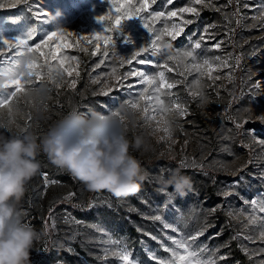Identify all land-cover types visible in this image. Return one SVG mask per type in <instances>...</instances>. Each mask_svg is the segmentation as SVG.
<instances>
[{"label":"rangeland","instance_id":"rangeland-1","mask_svg":"<svg viewBox=\"0 0 264 264\" xmlns=\"http://www.w3.org/2000/svg\"><path fill=\"white\" fill-rule=\"evenodd\" d=\"M214 2L217 5H224L226 0H214ZM244 3H248L253 7L245 9L243 8ZM132 4L137 5V0H132ZM240 4L242 13L245 16L252 17L259 15L255 9L264 5V0H240ZM185 6H187V0H172L171 4L166 3V0H155V3L150 2L147 12H141L136 15V18L125 21L122 13L129 6L123 3V0H0V37L9 39L22 37L27 31L33 30L34 39L29 43L34 45L39 42L45 32L57 31L58 34H62L61 42L66 45L59 51L53 48V51H57V60L49 57L45 61L44 57H38L36 63L39 67L35 71L40 73L39 77H31V83L24 85L25 91L17 93L8 105L0 108V132L20 135L30 131L38 137H42L50 128L61 121V131L68 139H74L85 128L90 133L95 134L110 131L112 127L111 119H119L114 114L116 112L121 114L120 107L122 105L126 106L125 102L142 90V86L138 83V78L129 77L128 80H124L119 86L113 87L105 95L103 94L106 91L104 80L107 79L110 83H116L110 78L113 67L117 68L121 74L132 68L149 74L160 71L161 69L154 68L151 63L137 64L133 62L131 65H121L120 62L124 59H130L139 47H144L149 43L153 33H149L143 27L145 23H148L154 31L162 27L160 21L152 20L154 12L171 11ZM235 8L236 5L233 4L227 8V12L231 13L235 11ZM37 9L41 10L42 13H48L51 20L48 23L39 24L33 18L34 11ZM57 11L60 13L59 16L56 15ZM130 14L135 15L134 13ZM99 15L108 17L104 22L105 27L114 26V20L112 19L114 16L121 15L122 18L120 32L109 31L105 33L106 35H112L116 41L114 49H109L110 55L107 58L100 54L91 55L93 49L90 45L87 46L88 51H81V47L84 45L79 43L85 37L93 39V31L101 30V25L96 21V17ZM184 16L188 19H194L195 22L185 26L183 33L175 41L165 37V40L172 44V53L177 50L188 49L192 42L199 40L200 35L204 34L203 29L206 25L215 23L218 27L210 30L216 33L215 39L206 37L202 42V48L196 51L202 58L230 57L229 62L233 67L220 68L218 71L213 72V75L221 77L213 83L208 80L207 74L199 77L198 73L189 72L182 66L177 67L176 64L169 61V67L174 69L172 72L164 69L169 82L183 81V83H177L173 89H164L163 91L174 93L175 95L171 99L179 96L180 102L187 106L189 114L179 118L178 127L173 133L175 143H171L160 139L164 135L163 132L153 134L152 130L157 126L156 121L161 117L157 114L156 120L145 119L146 115H153L151 108L147 113L144 112L146 101H140L139 107L132 111L126 106L133 121L131 125L127 121L124 122L129 136L143 135L153 146V151L148 154L141 155L139 152H132V154L140 159L142 167L149 174L148 179L145 181L158 182L161 177L167 178L173 170L181 167L179 161L184 155L188 157L189 161L195 158L197 163L204 166L203 169L191 166L185 169H191L195 173H200L206 177L205 172L207 173V166L209 165L205 163L206 157H209V163L212 157L209 150L210 141L203 139L206 143L202 145V148H197L199 142H197L196 137L200 133L204 134L209 129L204 130L205 127L201 125L199 115L195 118L194 111L204 113V121L208 119L212 132L216 131L218 139L225 141L229 148L228 158L232 170H223L227 173V177L222 179L218 186L219 199L222 204L226 205L223 209H226L227 213L230 210L243 209L245 215L241 216L239 221L235 220L239 226V231L258 237L260 229L248 223L247 214L251 211V207L243 204L242 201L256 200L264 203V194L248 199L246 193L238 191L236 187L240 173L249 163L254 165L257 171L255 177L264 180V149H261L259 144L255 142L263 139L262 135L264 133V122L259 119V117L264 116V25L258 19H247L242 21L240 25H237L233 20L229 26L231 29L229 38L225 35L229 28L225 27V21L220 13L204 9L198 18L189 14H184ZM172 21L178 23L179 19L172 17L169 23ZM36 33H39V35H36ZM218 41H225V43L221 45L220 49H215L213 45ZM5 55L11 56V53H5ZM141 58L160 63L166 60L165 55L150 56L144 54ZM58 61H61V63L58 64ZM98 64L99 67H97ZM50 67L53 71L58 67L69 68L72 75L68 76L67 72H64L63 79L54 83L49 79ZM77 71L79 72L78 76L76 75ZM182 71L184 72L183 76L180 75ZM197 78L202 79L206 84L204 88L206 100L204 103H201L198 98L193 99L189 95L190 91L195 90L192 87V82ZM239 79L241 81H237ZM71 81H75L74 86L70 83ZM129 85H132V87L130 88ZM39 89H45V91L41 94L31 91ZM11 91H13L12 88L0 89V96H6ZM240 97H248L246 105L251 107L250 111L258 113L256 119L248 121L246 116L243 120L240 118L249 115L248 112L245 114L239 107H236ZM165 99L169 98L166 97ZM89 107L91 109L101 107L106 111H98L90 115L85 113ZM9 108H11V112ZM75 118L86 119L82 124L76 126L71 124L74 123ZM235 121L242 122V128L239 131L234 126ZM229 130H231V133H229ZM228 135H231L232 138L225 139ZM186 140L188 143L182 152L181 149ZM241 142L250 145V147L242 146ZM213 147H215L214 143ZM221 152V150H218L214 152L213 156H217ZM38 159L41 163L40 173L46 172L48 179L57 183L49 184L45 190L40 173L29 182L20 205L22 219L38 231L45 230L44 222L51 212L56 226L54 230L46 232V235L35 243L30 255V264H65L64 262H51L48 255L53 249H63L62 246L71 245L70 243L74 241L73 238L80 231H85L91 237L86 238V240L93 243L94 250H90L89 255L97 261L94 264H118L117 259L111 255L109 249L114 251L118 247L114 242H120L119 246H121L122 235L134 247V249H127L134 260L139 261L140 264H155V261L149 259L148 251L150 250L157 256L158 247L160 246L157 241L146 238L137 240V236L130 238L127 231H122L110 223L103 221L102 224L95 223L92 225L86 224L78 218V212L88 211L91 207L102 208L112 203L119 205L123 200L125 203H130L134 199L132 196H135V194L116 197L108 190L90 191L82 182L52 165L43 153ZM217 163L218 161H213V164L216 165ZM145 181L141 188L144 186ZM192 191L189 192L193 193ZM225 191L233 192L235 195L225 199L220 194ZM68 193H74L75 195L70 200L65 201L63 197ZM205 200H208V198L206 197ZM146 215V213L141 214L144 218H147ZM206 215L207 220L211 219L212 214L210 211L207 210ZM259 216H264V213H260ZM66 218H69L67 223L65 222ZM177 219L172 218L169 223L177 227ZM85 225L87 226L85 227ZM207 226L204 235L196 241V246H205L210 250L208 254H211V250L219 248L218 255L228 257L226 260L220 261V264H240L233 259L230 242L222 237L221 231H217L214 234L215 237L213 235L214 238H212L210 234L213 232L214 226L212 223ZM168 235H172V232ZM241 244L250 249L264 247V244H261L258 239L256 243L240 239L238 240V246L240 247ZM52 246H56V248ZM136 246L137 248H135ZM105 253H109V255L105 256ZM168 256L169 254L166 258Z\"/></svg>","mask_w":264,"mask_h":264},{"label":"snow or ice","instance_id":"snow-or-ice-1","mask_svg":"<svg viewBox=\"0 0 264 264\" xmlns=\"http://www.w3.org/2000/svg\"><path fill=\"white\" fill-rule=\"evenodd\" d=\"M151 3H155V0H137V5L132 4V0H123V3L127 4L129 7H126L122 13L123 20L127 21L132 18H136L141 12H147ZM166 3L171 4L172 0H166ZM233 4L236 5L235 11L229 13L227 12V8L231 7ZM199 6V7H198ZM253 6L244 3L243 8L249 9ZM208 9L220 13L222 15L223 20L225 21V27L229 28V31L225 32V35L230 38L231 29L230 25L235 21L237 25H240L242 21L247 19L260 20L262 25H264V5H261L258 9H255L259 15L248 17L245 16L241 11L240 0H226L224 5H217L214 0H187V6L180 7L171 11H158L152 14L153 21H160L162 27L153 30L152 27L149 26L148 23L143 25L144 28L148 30L149 33H153L150 37L149 43L144 47H139L138 50L131 56L130 59H124L120 63L131 65L133 62L137 64H145L151 63L154 68L161 69L158 72L154 73H146L145 71H139L135 68H132L124 73H119L117 68L113 67L111 69L110 78L114 80L116 83H110L109 80H104V88L106 91L103 94L107 95L113 87L119 86L124 80H128L129 77L138 78V83L142 86V90L137 92L135 96L126 101L125 104L128 106L129 110H135L139 107L140 101H146L144 106V112L147 113L149 108H151L153 115L145 116L146 120H156V115L158 114L161 118L156 121L157 126L152 130L153 134L157 132H163L164 135L160 137L161 140L170 141L171 143H175L173 139V133L178 127L179 118H183L188 115V108L185 104L180 102L179 96H176L175 99H171L175 94L171 91H163L164 89L171 90L173 89L177 83H183V81H175L169 82L166 77V73L164 69L168 72L174 71L172 67H169V61L173 62L177 65V67L182 66L187 69L189 72H196L199 74V77H203L207 74L208 80L213 83L221 77L219 75H213V72L218 71L220 68H232L233 65L230 64L229 58L222 57H200L199 53L196 50H200L202 48V42L207 37L208 39H215L216 33L211 32V29H215L218 27L217 24L212 23L208 24L204 27L202 35H200L199 40L192 42L188 49L177 50L175 53L166 54L163 52L161 48V43L165 41V37L170 38L171 41H175L178 36H180L184 27L188 24L194 23V19L185 18L184 14H189L192 17L198 18L202 10ZM130 13H134L130 14ZM177 17L179 22L172 21L169 23L170 18ZM39 24L48 23L51 18L48 13H42L41 10L37 9L34 11L33 17ZM108 19L105 15H99L96 17L97 23L101 25V30L93 31V39H88L85 37L79 43L84 45L81 47V51H88V45L91 46L93 51H91V55L100 54L103 57L107 58L110 55L109 49L115 47L116 41L112 35H106L105 33L111 31L118 33L121 30L122 18L121 15H116L112 19L114 20V26H104V22ZM206 34V35H205ZM39 35V33H36ZM34 39V31L29 30L24 36H18L16 38H4L0 37V77L12 74L14 72H20L19 61L21 58L27 56L29 58V62L27 65V74L26 76L22 73L18 75L15 79H12L9 84H7L6 88H12L11 91L6 96H0V108L5 107L9 104L13 97H16L17 93L24 92L25 84L31 83V77L36 76L39 77L40 73L36 72L35 69L39 67L36 63L38 57H44L45 61L47 58L51 57L53 60H57V51L64 48L66 45L62 43V34H58L57 31H48L45 32L39 42L34 45H30V41ZM225 41L216 42L213 47L215 49H220L221 45L224 44ZM55 48L57 51H53ZM47 49V51H45ZM5 53H11V56L5 55ZM144 54H148L150 56L157 55H165L166 60L163 63L158 61H150L144 58H141ZM62 55V53H61ZM74 59V58H69ZM61 61H58V64ZM100 65L98 64L97 67ZM70 67V65H69ZM64 72H67L68 76H71L72 73L69 71V68L66 67H58L55 71L50 67L49 69V79H51L54 83L63 79ZM76 75H79L77 71ZM180 75L183 76L184 72H180ZM28 78V79H26ZM230 78V73H229ZM100 82V81H96ZM73 86L75 81L70 82ZM131 88L132 85H129ZM192 87L195 89L189 92V95L193 99H199L201 103H204L206 100V94L204 92V88L206 87L205 82L197 78L192 82ZM259 87V85H257ZM37 92V94H41L45 89L39 90H31ZM147 94V95H146ZM169 99H165V98ZM11 112V108H9ZM115 116L122 119L121 114L116 112ZM259 119L264 122V116L259 117ZM234 126L239 131L242 128V122L235 121ZM231 133V130H229ZM232 136L228 135L225 139H231ZM259 144L261 149H264V139H259L255 141ZM188 141L186 140L184 146L181 151H184V148L187 146ZM242 146L250 147V145H245L243 142ZM171 146V144H170ZM181 167H197L203 169V164L197 163L195 158L189 161L186 155L182 156L179 161ZM43 181L45 190L47 189L49 184H55L56 181H50L48 179V174L46 172L40 173ZM205 175L207 173L205 172ZM225 199L231 195H235V193L230 191H225L220 193ZM75 194L68 193L63 199L65 201L70 200ZM245 205H250L251 211L247 214L248 223L252 226H256L260 229L258 237H254L245 232H238L235 234L232 239L234 240H248L250 243H256L257 239L261 244H264V216H259L260 213H264V203H260L256 200L252 201H242ZM222 207V206H218ZM218 208L210 209V213H215ZM245 215L243 209L239 210H230L227 213V216L230 219H235L237 221L240 220L241 216ZM259 217V218H258ZM151 219L155 221H160L163 223V227L165 229L170 230L174 235H168L165 233L164 239H159L156 236H152L150 233H146L150 236L151 239L157 241L160 245L161 249L165 252L169 253L167 258H161L156 256L155 253H152L150 250L148 251L149 259L155 261V264H220V261L226 260L227 256H220L219 248L215 250L207 249L205 246H196V241L204 235L207 230V224L199 228L194 233L185 236L178 227L173 224L164 222L160 216L151 217ZM65 222H69V218H66ZM56 226L55 219L52 217L51 212L49 214L48 219L44 222V227L46 232L50 230H54ZM219 235V234H217ZM165 240L170 243L166 244ZM118 245V247L113 251L109 249L111 255L115 256L118 261V264H140L139 261L134 260L131 257V254L127 251L126 246H119L120 242H114ZM241 251L248 257L250 264H264V247L257 249H250L246 245H240ZM109 253H105V256H108Z\"/></svg>","mask_w":264,"mask_h":264},{"label":"clouds","instance_id":"clouds-1","mask_svg":"<svg viewBox=\"0 0 264 264\" xmlns=\"http://www.w3.org/2000/svg\"><path fill=\"white\" fill-rule=\"evenodd\" d=\"M59 16V11L56 12ZM164 53L172 54V44L163 41ZM29 58L19 61L20 72L0 77V89L21 73L26 76ZM121 118L112 120L110 131L90 133L86 128L74 139L61 131L62 121L42 137L33 132L20 135L0 132V264H30L31 251L46 230H37L25 223L20 210L29 182L40 173L38 157L43 153L48 161L82 182L90 191L108 190L116 197L134 195L140 191L149 174L142 167L141 155L153 151L143 135L129 136L125 121L132 124L126 106L120 107ZM86 119V118H83ZM158 192L183 198L192 190V179L177 167L167 178L158 181ZM171 188L172 193H168Z\"/></svg>","mask_w":264,"mask_h":264},{"label":"trees","instance_id":"trees-1","mask_svg":"<svg viewBox=\"0 0 264 264\" xmlns=\"http://www.w3.org/2000/svg\"><path fill=\"white\" fill-rule=\"evenodd\" d=\"M237 81H241L240 79ZM238 83V82H237ZM230 88H232L230 86ZM240 88V86H239ZM248 97H240L236 104L241 111L245 114L248 112V116L244 115L240 118L246 116L247 120H253L257 118L258 113H253L251 107H247L246 101ZM93 106L92 104H89ZM249 110V111H248ZM105 112L103 108L90 107L85 111V113L93 115L96 112ZM194 111V116L197 118L199 115L201 125L204 126L206 130L204 134H199L196 137L199 146L197 148H202V145L206 143L203 139H208L210 141V155L211 161L209 163V157H206V165H208L207 175L204 177L200 173H195L191 169H182V174L188 175L192 179V192L188 193L183 198L179 196H168L165 194H160L157 191L158 182L145 181L144 186L140 189V192L132 196L134 199L130 203H125L121 201L119 205L117 203H112L105 205L102 208L91 207L88 211L78 212V218L85 222L86 224H102V222L110 223L111 225L117 226L122 231H127L130 238L137 236V240L140 238H146L148 240L154 241L146 233H150L152 236H156L159 239H164L165 233H171L170 230L164 229L163 223L160 221H155L151 219L154 216H160L164 222L169 223L172 218H178L177 227L185 235H190L197 231L199 228L205 224H211L214 226L213 232L210 237H215L217 231H221L222 237L230 242L231 255L233 259L238 261L240 264H250L249 259L241 251L238 246V240L232 239V237L239 231V226L235 219H230L227 216L226 209H223L226 205L222 204L218 196V186L222 179L227 177V173L223 170H232L230 167V159L228 158L229 148L228 144L218 139L216 136V131L212 132L211 124L207 120L204 121L205 115L201 114L200 111L196 113ZM84 119H74L73 125H80L84 122ZM261 129V128H260ZM255 136V135H254ZM264 139V133H263ZM213 143L214 146L213 147ZM221 150L217 156H213L214 152ZM213 161H218L215 165ZM208 163V164H207ZM189 170V171H187ZM257 171L254 165L251 163L240 173L238 178V185L236 189L246 193L248 199L251 197H258L264 194V180L255 176ZM256 178V179H255ZM172 189H168V193H172ZM198 194V195H197ZM208 200H205V198ZM160 204V205H159ZM218 206H222L219 207ZM218 208L215 213H211V219L207 220V210ZM146 213L147 218L141 216V214ZM211 220V221H210ZM87 225H85L86 227ZM85 230V229H84ZM85 231H80L78 235L73 238V242L69 246H62L63 249H53L49 255L48 259L51 262H64L65 264H94L97 261L89 255L90 250H94L93 243H89L86 238H91ZM174 235V233H172ZM214 235V237H213ZM88 236V237H87ZM128 237V238H129ZM166 244L170 243L169 241ZM121 246H126L127 249H134L133 245L129 243L128 239L122 235ZM56 248V246H52ZM67 250H66V249ZM137 248V246L135 247ZM157 256L161 258H166L169 254L158 247Z\"/></svg>","mask_w":264,"mask_h":264}]
</instances>
